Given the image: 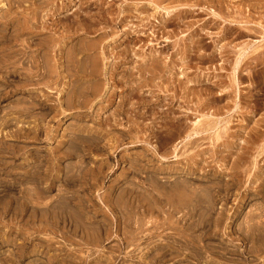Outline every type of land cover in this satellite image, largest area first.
I'll return each instance as SVG.
<instances>
[{"label": "rangeland", "instance_id": "rangeland-1", "mask_svg": "<svg viewBox=\"0 0 264 264\" xmlns=\"http://www.w3.org/2000/svg\"><path fill=\"white\" fill-rule=\"evenodd\" d=\"M0 264H264V0H0Z\"/></svg>", "mask_w": 264, "mask_h": 264}, {"label": "bare ground", "instance_id": "bare-ground-1", "mask_svg": "<svg viewBox=\"0 0 264 264\" xmlns=\"http://www.w3.org/2000/svg\"><path fill=\"white\" fill-rule=\"evenodd\" d=\"M239 60H240V59H239ZM46 61H47V60H46ZM49 62H50V61H49ZM44 63H45V62H44ZM46 64H47V63H46ZM36 66H37V65H36ZM44 66H45V65H44ZM39 67H40V66H39ZM46 67H48V66L46 65L45 68H46ZM50 68H51V67H50ZM39 69H40V68H39ZM54 69H55V68H54ZM46 70H47V69H46ZM46 70H45V71H46ZM41 71H42V70H41ZM28 72H31V71L29 70ZM45 73H46V72H45ZM47 73H48V72H47ZM54 73H55V72H54ZM28 75H29V74H28ZM44 75H45V74H44ZM26 76H27V75H26ZM82 95H83V94H82ZM86 100H87V99H86ZM85 103H86V102H85ZM195 133H196V132H195ZM196 134H198V133H196ZM191 137H192V135H188V136H187L188 139H190ZM191 139H192V138H191ZM195 139H196V138H195ZM186 143H188V142H186ZM189 143H190V142H189ZM150 147H151V146H150ZM153 147H154V146H153ZM153 147H152V148H153ZM154 148H155V147H154ZM176 148H177V147H176ZM179 148H180V147H179ZM177 149H178V148H177ZM177 149H176V150H177ZM176 156H177V155H176ZM177 157H178V156H177ZM165 158H166V157H165ZM175 158H176V157H175ZM165 160H166V159H165ZM165 160H164V161H165ZM178 161H180V160H178Z\"/></svg>", "mask_w": 264, "mask_h": 264}]
</instances>
